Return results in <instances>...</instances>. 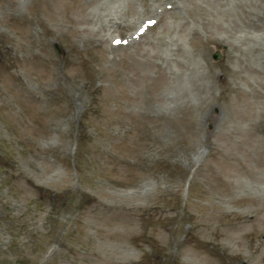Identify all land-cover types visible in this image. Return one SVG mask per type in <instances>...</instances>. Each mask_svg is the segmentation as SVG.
<instances>
[{
	"label": "rangeland",
	"instance_id": "1",
	"mask_svg": "<svg viewBox=\"0 0 264 264\" xmlns=\"http://www.w3.org/2000/svg\"><path fill=\"white\" fill-rule=\"evenodd\" d=\"M174 2L0 0V264H264V0Z\"/></svg>",
	"mask_w": 264,
	"mask_h": 264
},
{
	"label": "bare ground",
	"instance_id": "2",
	"mask_svg": "<svg viewBox=\"0 0 264 264\" xmlns=\"http://www.w3.org/2000/svg\"><path fill=\"white\" fill-rule=\"evenodd\" d=\"M156 1L159 2L163 6H174V5H177L174 2V0H156ZM98 8L100 10L105 11V13L107 14V18L109 19V22L112 24V26H116L115 27L116 29L120 28L121 26H123L119 22L118 17L115 15L116 14V10L118 8V6H116V4L110 5L108 3H104L103 5L101 4V5L95 6L94 9H98ZM113 10H114L115 14L113 13ZM155 13H157V12H155ZM71 20L74 21L73 18H71ZM88 21L91 22L92 19L89 18ZM141 22H143V21H141L140 18H139V21L137 23H135V24H141ZM137 34H138L137 32H132L130 36H134V35H137ZM236 36H237V38H244V39H249V40H254V37H256L252 32H249V31H246L244 33L243 32L239 33L238 35L235 34V36L233 38H236ZM26 51H28V52L30 51L29 46H26ZM196 70H197V66H193V67H190V68L188 67V69L186 70V73L189 72L187 74V76L185 75L186 74L185 73L182 76L175 77V79L172 81V83H173L172 87L180 89L183 93H185V89H186L187 81H188V75H190L192 73H195Z\"/></svg>",
	"mask_w": 264,
	"mask_h": 264
},
{
	"label": "water",
	"instance_id": "3",
	"mask_svg": "<svg viewBox=\"0 0 264 264\" xmlns=\"http://www.w3.org/2000/svg\"><path fill=\"white\" fill-rule=\"evenodd\" d=\"M216 58H219V56H216Z\"/></svg>",
	"mask_w": 264,
	"mask_h": 264
}]
</instances>
